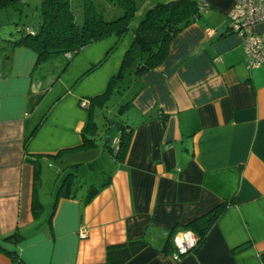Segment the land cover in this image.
<instances>
[{
  "label": "crops",
  "instance_id": "obj_1",
  "mask_svg": "<svg viewBox=\"0 0 264 264\" xmlns=\"http://www.w3.org/2000/svg\"><path fill=\"white\" fill-rule=\"evenodd\" d=\"M134 1L119 41L93 42L69 60L58 54L40 67L48 59L27 46L0 51V264H105L106 246L140 238L146 246L123 264H167L166 241L220 203L199 247L171 264H264V63L246 67L242 36L229 28L233 0H194L201 14L162 62L124 83L123 71L116 86L132 130L121 160L105 144L113 125L101 147L96 138L97 150L80 146V99L104 91L146 11L172 0ZM251 30L264 31V22ZM98 157L103 179L108 161L107 185L86 201L89 188L69 179L70 194L56 192L45 210L37 191L43 163L66 174Z\"/></svg>",
  "mask_w": 264,
  "mask_h": 264
},
{
  "label": "trees",
  "instance_id": "obj_2",
  "mask_svg": "<svg viewBox=\"0 0 264 264\" xmlns=\"http://www.w3.org/2000/svg\"><path fill=\"white\" fill-rule=\"evenodd\" d=\"M19 2L20 0H0V8L12 7L21 10L23 3ZM203 6L194 0H172L158 3L146 11L124 53L119 71L109 78L102 93L88 97L89 106L84 107L87 109V117L82 125L81 147H93L96 141V124L92 117L91 106L104 104L107 94L112 87L116 86L123 71H126L128 75L131 73L139 75L157 67L167 55L170 41L201 14ZM36 12L37 20L33 25L26 22L18 24L17 35L11 38L7 36H2L6 37L4 39L0 38L2 40H0L2 42L0 51H6L15 46H27L35 51L37 59L41 62L58 54L65 56L69 53L72 58L82 47L92 42L107 37H115L119 41L135 18L137 7L134 0H39ZM116 44L117 42L85 74L100 65ZM108 120V127L113 125L111 130L115 131V139L108 140L105 144L109 147L110 154L115 159L121 160L128 148L132 126L126 120L119 124ZM77 167L78 164L72 166V168ZM104 172V179L99 184L92 183L89 186L86 201L107 185L110 172ZM72 175L74 173L68 171L64 177L63 191L66 194H70L68 181ZM38 204L34 202L33 208H36ZM224 206L225 203L216 205L173 234L185 230L192 231L198 237V241L190 251L197 249ZM16 236L18 233L14 232L5 238L14 239ZM145 246L146 242L141 238L110 244L106 246L105 264H123ZM172 250V242L166 241L161 254L167 264H171L169 256Z\"/></svg>",
  "mask_w": 264,
  "mask_h": 264
},
{
  "label": "rangeland",
  "instance_id": "obj_3",
  "mask_svg": "<svg viewBox=\"0 0 264 264\" xmlns=\"http://www.w3.org/2000/svg\"><path fill=\"white\" fill-rule=\"evenodd\" d=\"M19 3H23L21 10H17L16 8H12V7H7L4 9L0 8V38L1 39L6 38L2 36H7L8 38L9 37L11 38L17 35L16 30L18 24H22L26 22L30 25H33L36 22L37 20L36 7L39 4V0H20ZM1 41L0 43H2ZM87 45L89 46V44ZM44 64L45 66H49L51 62L48 59L46 62L39 63V66L41 67ZM51 71H52V67H45L44 70L42 69V72H44L43 74H49ZM124 75L125 77L123 78L124 79L123 83L126 80H128L129 77L127 73H125ZM126 102H127V97L123 96L122 94H119L118 87L114 86L107 94V99L105 100L104 104L102 105L94 104L92 106L91 108L92 117L96 124L95 132L97 133V135L95 133V137L97 138V140H99V145H98L99 147H101V142H102V138H99V136L104 133V131L108 126L107 119H109L111 122H117V124L125 120V117L121 109L122 106L126 104ZM89 150L94 151L97 149L93 147ZM49 158L53 160L52 157ZM102 161L103 158L100 157H98V160H96L95 162H93V160L90 159L89 163L86 162L85 159H80L77 163L78 167L71 168L69 170L72 171V173H74V175L71 176V179L74 180L73 183H75L74 188L76 189L79 188L80 190L84 189V193L86 194L87 189L89 188V184L91 182L96 181V178L100 181L103 180V173L101 170ZM104 162H105L106 172H108L109 170L107 169L108 161L104 160ZM49 166L50 165L48 162L43 163V166L40 169L41 172L40 187L37 190L39 197L42 200L41 202L45 205L44 207L45 210L47 211H50V208H52L51 204L53 203V199L55 197L56 192L58 193L59 190L63 191L65 189V185L63 183L65 177V172H63L65 170L63 169L64 167L61 168V170L63 171L58 173L56 167L52 168ZM87 179H88V183H87Z\"/></svg>",
  "mask_w": 264,
  "mask_h": 264
},
{
  "label": "built area",
  "instance_id": "obj_4",
  "mask_svg": "<svg viewBox=\"0 0 264 264\" xmlns=\"http://www.w3.org/2000/svg\"><path fill=\"white\" fill-rule=\"evenodd\" d=\"M234 6L229 13V28L242 36L245 45L246 67L251 68L264 63V31L254 32L251 27L264 22V0H233ZM70 58L69 53L65 54ZM81 107L89 104L88 99H81ZM86 235L81 232L80 237ZM198 237L190 230L173 234V250L170 253L171 262L179 261L196 245Z\"/></svg>",
  "mask_w": 264,
  "mask_h": 264
}]
</instances>
